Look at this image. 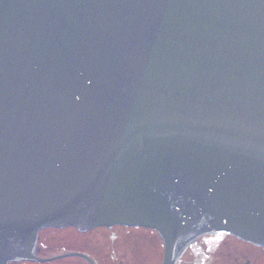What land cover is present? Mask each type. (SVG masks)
I'll return each instance as SVG.
<instances>
[{"label":"water","instance_id":"95a60500","mask_svg":"<svg viewBox=\"0 0 264 264\" xmlns=\"http://www.w3.org/2000/svg\"><path fill=\"white\" fill-rule=\"evenodd\" d=\"M114 225L264 249V0H0V264Z\"/></svg>","mask_w":264,"mask_h":264},{"label":"flooded vegetation","instance_id":"af4514ba","mask_svg":"<svg viewBox=\"0 0 264 264\" xmlns=\"http://www.w3.org/2000/svg\"><path fill=\"white\" fill-rule=\"evenodd\" d=\"M139 230L151 231L142 227L125 226L98 227L86 232L72 230L71 233L74 235L64 236L65 246L68 245V247L63 250L67 253L85 254L94 264H140L135 256L143 251V247L138 245L136 247L139 250L135 251L134 243L131 242H141V239L136 236ZM100 232L105 233L104 244L100 243L102 238ZM116 240L124 242L120 241L121 245H118ZM157 244L161 250L162 247L158 239ZM187 251L189 258L182 259ZM184 254L176 264H264V249L227 234L202 236L190 245ZM50 262H56L55 264H91L87 259L77 255L66 256Z\"/></svg>","mask_w":264,"mask_h":264},{"label":"rangeland","instance_id":"374dc122","mask_svg":"<svg viewBox=\"0 0 264 264\" xmlns=\"http://www.w3.org/2000/svg\"><path fill=\"white\" fill-rule=\"evenodd\" d=\"M68 229H71V228H68ZM66 230H65V232L64 231L63 232L58 231V233H62L59 235H57V233L51 234L52 237L54 236V240H50V241H48V239H47V233H44L46 244L43 246H45V247L47 246V248H44L42 250L48 251V252L43 251L42 252L43 254H41L42 256H50L52 254L55 255V254H58L57 252L63 250L65 243L64 242L60 243V240H65L64 239L65 235L67 237H69L70 234L74 235V233H71L72 230H69L68 232ZM137 232L138 233L136 234V236H138L141 239V242L140 241H139V243H137L135 241L134 242L131 241V242L134 243L135 251L138 249L136 246L139 245L141 248L143 247V251H141L137 256H135L138 259V262L140 261V264H142V263L143 264H161L162 249L160 250L159 244H157V239L160 242L159 238L157 237V234H155L153 231H145V230H139ZM100 233L102 234V238L100 239V243L104 244L105 240H104L103 236L105 235V233H103V232H100ZM51 236L49 237L50 239H51ZM156 237H157V239H156ZM120 241L121 240H116L115 242H117L118 245H121ZM209 241H211V240H209ZM121 242H124V241H121ZM54 245H58L60 249L55 247ZM188 254H189V252L187 251L183 255L182 259L189 258Z\"/></svg>","mask_w":264,"mask_h":264},{"label":"trees","instance_id":"16d2710c","mask_svg":"<svg viewBox=\"0 0 264 264\" xmlns=\"http://www.w3.org/2000/svg\"><path fill=\"white\" fill-rule=\"evenodd\" d=\"M129 229V228H128ZM65 230L66 229H62V230H59V229H52V228H47V229H44V230H42L41 231V233H40V239H39V246H40V251H39V253H40V255L41 254H43L42 252L44 251V250H42V249H44V248H47V246L45 247V246H43V245H45L46 243V240H45V237H44V233H47V239H48V241H50V240H54V236L52 237L51 236V234H56L57 233V235H59V234H62V233H58V231L59 232H65ZM70 229H67L66 231L68 232ZM74 230V229H73ZM88 234V233H87ZM51 236V239L49 238ZM62 242H64V240H60V243H62ZM59 243V244H60ZM55 247H57V248H59V246L58 245H54ZM66 247H68V245L67 246H65L64 245V248L63 249H65ZM60 249V248H59ZM44 252H48V251H44ZM56 262H48V263H39V262H20V263H14V264H55Z\"/></svg>","mask_w":264,"mask_h":264}]
</instances>
